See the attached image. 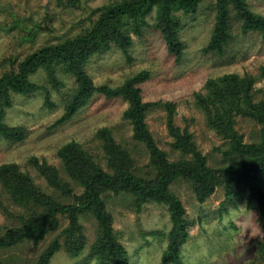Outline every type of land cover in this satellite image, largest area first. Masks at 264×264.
I'll use <instances>...</instances> for the list:
<instances>
[{"label":"rangeland","instance_id":"rangeland-1","mask_svg":"<svg viewBox=\"0 0 264 264\" xmlns=\"http://www.w3.org/2000/svg\"><path fill=\"white\" fill-rule=\"evenodd\" d=\"M121 0H80L78 6L63 0H0V62L12 55L18 59L48 43L75 35L88 27L98 17V10ZM250 8L264 15V0H247ZM216 0H204L196 13L182 16L180 36L184 42V55L178 61L170 54L160 30L153 27L154 16L149 17L150 26L143 35L133 34L128 59L118 47L91 58L87 70L96 86H119L128 78L149 70L151 77L141 84L144 101L160 102L152 108L146 123L159 147L168 153L170 160L181 158L172 147L173 137L168 130L169 112L166 103L175 106L173 120L177 127L192 134L198 150L207 158L208 165L219 167L229 163L226 156L229 140L209 124V118L199 104V95H206L207 82L228 74L250 76L255 102L264 100V38L252 31L244 34L241 23L232 20V37L223 55L206 52L215 24ZM19 21V22H18ZM43 27L32 40H24L30 28L36 24ZM23 27H22V26ZM22 38V39H21ZM45 72L33 76L37 82L44 81ZM72 76L64 77L60 90L52 91L53 106L46 104L45 93L34 91L26 95H13V105L8 108L5 122L21 127L25 137L20 141H8L0 137V166L17 163L28 172L43 190L52 192L45 177L29 163L37 157L46 160L62 172L59 150L70 142H77L92 157L109 169L103 142L97 136L103 128H109L115 140L131 151L135 170L139 175H151L152 165L146 146L134 138L132 123L126 118L129 102L123 98H107L96 93L70 120L55 125L65 113V100L76 87ZM234 128L245 143L258 142L262 125L255 119L235 114ZM76 193L82 189L73 186ZM172 190L181 198L190 224V238L182 247L183 264H248L256 257L257 245L264 240V226L257 202L243 199L235 207L225 205L224 186H217L204 202L197 199L192 183L177 180ZM0 233L19 224L25 209L15 205L0 183ZM73 200V199H71ZM108 211L120 242L129 253L130 264H163L162 255L168 245V233L172 229L168 206L151 202L138 213L134 199L127 193L108 194ZM61 229L69 221L59 215ZM86 237L81 255L72 257L62 248L49 264H97L91 257V248L98 235V222L91 213L80 216ZM59 230V232H60ZM59 232L47 235L39 243L25 241L15 246L0 248V264H40V256Z\"/></svg>","mask_w":264,"mask_h":264},{"label":"trees","instance_id":"trees-1","mask_svg":"<svg viewBox=\"0 0 264 264\" xmlns=\"http://www.w3.org/2000/svg\"><path fill=\"white\" fill-rule=\"evenodd\" d=\"M65 1V0H63ZM78 6L80 0H66ZM204 0H121L103 6L91 24L76 33L63 37L54 43L45 44L24 58H4L0 62V137L8 141H20L25 137L21 127L5 122L8 108L13 105V95H26L43 91L46 104L53 106V90H60L64 77L72 76L76 87L65 100V113L55 125L73 118L79 109L96 93L107 98H123L129 102L126 118L132 123L134 138L144 144L150 154L151 175H139L131 151L123 148L109 128L97 132L103 142L109 169H105L77 142H70L60 148L59 157L62 172L46 160L37 157L29 159L39 173L53 188L50 193L37 185L28 172L17 163L0 166V183L11 201L25 209L19 217V224L0 233V248L18 245L25 241L35 244L47 235L59 232V215L68 219V225L49 243L40 256V264H49L51 258L62 248L69 255H81L86 246V237L80 216L91 213L98 222V235L91 248V257L97 264H130L129 253L120 242L113 226L112 214L107 209L108 194L127 193L134 199L135 210L140 213L145 204L151 202L168 206L172 229L168 233V245L162 255L163 264H183L182 247L190 238V224L186 208L171 185L180 179L190 181L199 201L204 202L217 186H224L226 200L223 207L247 199L257 202L264 226V100L255 102L252 78L228 74L216 80H209L206 95H199L198 102L205 110L209 124L229 140L226 156L230 162L219 167L208 165L207 158L198 150L192 134L181 131L173 120L171 103H166L170 113L168 130L173 137L172 147L181 153V158L170 160L161 149L146 123L148 112L160 102L144 101L141 84L151 77L149 70H143L115 87L96 86L87 70L91 58L105 53L114 46L132 59L130 48L133 34L143 35L150 26L149 17L154 16L153 27L160 30L170 54L176 60L184 55V42L180 36L183 15L196 13ZM215 24L206 52L223 55L232 37V20L241 23L244 34L252 31L264 38V15L254 12L247 0H216ZM19 22V21H18ZM22 26V25H21ZM23 27V26H22ZM26 29L24 40L32 41L43 29L36 24ZM21 38V39H22ZM45 72V79L37 82L33 76ZM264 75V68H263ZM235 114L255 119L262 125L260 140L245 143L234 128ZM73 186L82 189L75 192ZM73 199V200H71ZM0 206L5 205L0 198ZM225 210L227 208L225 207ZM248 264H264V240L257 245L256 257Z\"/></svg>","mask_w":264,"mask_h":264}]
</instances>
